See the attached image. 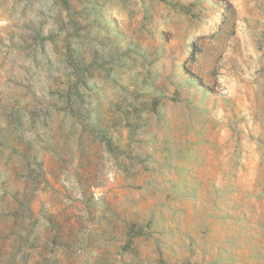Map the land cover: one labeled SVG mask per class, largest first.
<instances>
[{"label": "rangeland", "instance_id": "1", "mask_svg": "<svg viewBox=\"0 0 264 264\" xmlns=\"http://www.w3.org/2000/svg\"><path fill=\"white\" fill-rule=\"evenodd\" d=\"M0 264H264V0H0Z\"/></svg>", "mask_w": 264, "mask_h": 264}, {"label": "trees", "instance_id": "2", "mask_svg": "<svg viewBox=\"0 0 264 264\" xmlns=\"http://www.w3.org/2000/svg\"><path fill=\"white\" fill-rule=\"evenodd\" d=\"M107 144H108L109 147H112V142L111 141H108Z\"/></svg>", "mask_w": 264, "mask_h": 264}]
</instances>
